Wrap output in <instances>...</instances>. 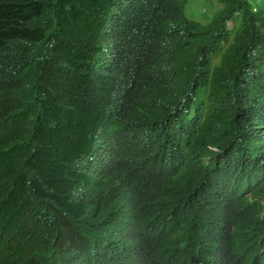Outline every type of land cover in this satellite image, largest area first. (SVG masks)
<instances>
[{"label": "trees", "instance_id": "obj_1", "mask_svg": "<svg viewBox=\"0 0 264 264\" xmlns=\"http://www.w3.org/2000/svg\"><path fill=\"white\" fill-rule=\"evenodd\" d=\"M9 1L0 10V264H58L48 248L81 230L83 213L54 194L79 165L100 162L62 139L92 110L79 82L147 17L151 25L182 19L191 43L172 90L147 87L116 136L122 159L114 171L104 166V187L170 201L185 185L164 168L169 149L194 145L202 177L187 176L202 178V196L166 244L165 264H198L264 232V181L248 185L256 167L264 170V0H213L200 24L184 14L189 0ZM181 98L193 113L177 134L169 121Z\"/></svg>", "mask_w": 264, "mask_h": 264}, {"label": "clouds", "instance_id": "obj_2", "mask_svg": "<svg viewBox=\"0 0 264 264\" xmlns=\"http://www.w3.org/2000/svg\"><path fill=\"white\" fill-rule=\"evenodd\" d=\"M202 2L203 7L195 9L198 16H190L189 10ZM9 3L0 0V10ZM213 6V0H200L199 4L189 0L184 14L188 22L200 24ZM184 34V21L180 18L151 25L147 17L142 31L125 37L120 46L103 53L79 82L88 93L92 110L62 139L83 145L94 156L99 155L100 162L79 165L67 184L54 193L60 202H69L83 213L81 230L48 248L58 264H165L166 244L174 233L185 230L186 217L199 206L202 178L193 183L187 176L194 173L195 177H202L194 145L181 152L169 149L171 156L164 168L174 183L185 185L170 201L140 187L118 188L119 192L104 187L107 184L104 166L111 164L114 171L122 159L116 136L140 112L144 90L147 87L172 90L173 75L182 66L191 43L190 36L186 34L184 38ZM189 104L186 99H179L174 118L169 121L177 134L188 131L186 123L193 113ZM257 157L264 163V148ZM256 170L258 173L251 176L249 186L264 181V170L259 166ZM96 188L101 192L95 191ZM237 244L232 249L213 252L198 264H230L232 256L237 264H264V232Z\"/></svg>", "mask_w": 264, "mask_h": 264}, {"label": "rangeland", "instance_id": "obj_3", "mask_svg": "<svg viewBox=\"0 0 264 264\" xmlns=\"http://www.w3.org/2000/svg\"><path fill=\"white\" fill-rule=\"evenodd\" d=\"M197 4H199V2H200V0H194ZM201 7H203V2L200 4V5H198V6H195L194 8H191L190 10H189V12H188V14L190 15V16H198V13L195 11V9L196 8H201Z\"/></svg>", "mask_w": 264, "mask_h": 264}, {"label": "bare ground", "instance_id": "obj_4", "mask_svg": "<svg viewBox=\"0 0 264 264\" xmlns=\"http://www.w3.org/2000/svg\"><path fill=\"white\" fill-rule=\"evenodd\" d=\"M50 145V144H49ZM41 162V161H40Z\"/></svg>", "mask_w": 264, "mask_h": 264}]
</instances>
